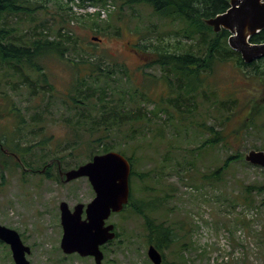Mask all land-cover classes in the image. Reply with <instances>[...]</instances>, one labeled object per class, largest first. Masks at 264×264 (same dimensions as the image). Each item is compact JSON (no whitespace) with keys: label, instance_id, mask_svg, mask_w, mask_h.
<instances>
[{"label":"rangeland","instance_id":"rangeland-1","mask_svg":"<svg viewBox=\"0 0 264 264\" xmlns=\"http://www.w3.org/2000/svg\"><path fill=\"white\" fill-rule=\"evenodd\" d=\"M31 2L34 4L32 14L8 17L7 24L15 29V33H27L29 36L43 30L56 33L59 28L67 26L64 30L71 29L84 49L66 54V58L74 59L76 63L57 58H48L44 62L49 80L59 93L54 105L44 114V117L54 118V121L48 122L49 131L57 141L64 143L70 138L72 132L65 119L72 113L64 102L67 98L65 93H69L79 75L89 74V61H94L92 56L105 55L110 63L125 64L131 78L118 81L119 86L147 92L157 103H161V98L177 97L165 83L155 79L161 75L159 68L144 66V58L135 51L134 45L142 36L154 42L161 38L164 42L174 43V33L181 28L178 22L162 19L144 5L125 9L122 19L117 20V17L109 19V13L118 11V7L111 2L105 9L89 3L79 7L80 0H74L68 3L71 11L66 9L67 0ZM96 12L101 13L99 19L87 16ZM94 20L103 27L110 25L111 33L119 28L122 36L97 33ZM81 56L88 57L86 62H78ZM250 73V69L242 71L232 66V62L222 63L215 67L206 81L216 96L228 100V104L236 101L235 106L229 104L236 116L228 123L223 119L228 115L225 114L227 111L219 112L213 105L210 108V103L202 94L196 98L194 118L188 112L180 114L164 105L170 109L169 115L154 117L149 114L153 125L149 137L124 140L129 144H125L128 156L134 155L138 161V172L157 174L162 167L166 171L163 178L156 182L147 181L146 185L155 188L152 201L165 196L164 190L169 186L168 201L163 207L150 212L157 223L174 226L178 234V240L165 251L167 261L183 253L187 264H264V193L247 191L250 186L264 185V169L238 163L225 173L220 183L203 179L204 175L215 172L228 155L236 152L246 155L251 150L262 151L260 148L264 147V109L253 127L250 128L244 121L250 109L256 104H263L260 102L264 98L263 83L252 78ZM27 91V87H22L17 92H7L8 100L0 94V139L8 138L7 134L13 133L15 124V120L8 117L5 105L15 102L20 109L33 105L28 100L30 97L26 96ZM212 102L215 104L213 97ZM41 106L46 107V104ZM145 107L147 111H153L155 105L146 104ZM37 111L31 108L25 114L28 118ZM171 115H174V120ZM196 121L204 123V126L199 127ZM221 125L225 128L226 144L221 148L212 147L194 160L191 151L208 138L207 126L218 130ZM160 127H164L163 136L156 139ZM55 147L52 144V148ZM186 160L194 162L195 166L187 165V169H183ZM66 162L64 167L73 169L76 164L86 163L87 159L82 156L80 159H66ZM27 180L26 183L23 181L19 169L11 168L3 173L0 167V224L16 230L31 248V254L27 256L30 264H95L89 258L65 255L60 247L63 229L59 205L65 201L73 208L78 203H89L95 196L89 181L80 179L60 185L42 174L28 176ZM141 187V183L134 180L135 198L146 200V194L140 192ZM107 223L116 225L119 238L107 246L103 264H153L147 254V231L140 217L127 210L112 215ZM0 264H14L9 248L1 243Z\"/></svg>","mask_w":264,"mask_h":264},{"label":"trees","instance_id":"trees-1","mask_svg":"<svg viewBox=\"0 0 264 264\" xmlns=\"http://www.w3.org/2000/svg\"><path fill=\"white\" fill-rule=\"evenodd\" d=\"M70 2L74 0H67L68 11L72 10L68 7ZM110 2L118 7V15L109 13V19L117 17V20H121L125 9L144 5L150 7L158 17L171 19L181 25V28L174 33L176 36L174 43L164 42L161 38L154 42L142 36L134 45L135 51L144 58V66L159 68L161 75L155 79L165 83L177 97L161 98V103H157L147 92L119 86L118 81L131 78V73L125 64L110 63L105 55L97 57L91 54L92 57H89L92 59L94 57V61H89L91 64L89 74L79 75L69 93H65L67 98L64 102L72 113L65 122L70 125L72 133L66 142L57 141L55 135L49 131L48 122L54 121V118L49 119L44 117V114L54 105L55 97L59 93L49 80L44 62L48 58L67 60V53L77 52L83 47L71 29L64 30L67 26L59 28L56 33L44 30L35 32L32 36L27 33H15V29L7 24L8 17L32 14L34 4L31 0H0V94L6 96L8 100V93L27 87L26 96L30 97L28 100L33 103L24 109L18 108L15 102L5 105L8 117H13L15 124L13 136L7 134L8 138L0 139V147L3 146L9 153L19 156L28 169L36 171L47 167L42 176L59 184L60 178L53 172L58 167L56 161L61 162L63 170H68L70 167H64L67 166L66 159H80L83 156L89 162L98 154L111 151L121 153L131 163V184L137 180L142 185L140 192L146 194V200H139L131 192L130 202L123 212L129 210L143 220L147 230V244L154 245L162 253L163 264H187L183 253L167 261L165 251L178 240V234L174 226L165 222V224L157 223L150 215L151 211L163 207L170 197L168 186L164 190L165 196L157 197L156 201H152L151 196L155 188L146 185L147 181L156 182L159 178H163L166 174L164 167L156 172L160 177L152 174L158 176L157 178L152 177L149 172H138V161L134 155L128 156V148H125V144L127 146L129 144L124 140L149 137L153 131L152 119L149 117L151 113L154 117H159L161 114L169 115V108H174L178 113L188 112L194 118L196 98L200 94L205 96L207 103L210 100L212 102L213 97L215 104L212 102V105L217 106V111H227L225 114L228 115L223 119L228 123L236 116L230 110L229 104L235 106L236 101L228 104V100L216 96V92L207 85V79L217 65L228 62H232V66L242 71L250 69L254 76L264 75V60L245 64L241 55L229 46L230 33L225 30L215 33L213 28L206 24L207 19L226 12L230 7V0H80L78 6L83 7L85 3H89L106 9ZM87 16L99 19L101 13L96 12ZM94 24L98 27L97 33L105 32V34L122 36L119 28L113 29L111 33L110 25L103 27L97 23V20H94ZM250 41L254 44L264 43V30L253 36ZM87 59L88 57L81 56L78 62L84 63ZM68 60L76 63L74 59ZM42 104H46V107L41 106ZM146 104L155 105L154 110L147 111ZM258 107L260 109H256ZM31 108L38 111L27 118L25 113ZM254 108L244 120L250 128L255 125L256 117L263 112L264 104L256 105ZM172 117L174 120V115ZM195 123L199 124V127L204 126V123L200 124L197 121ZM206 130L208 138L191 151L194 160L202 156V152L212 147L221 148L226 144V137L223 135L225 128H222V125L218 130L210 126H207ZM163 132L164 127H160L155 138L160 139ZM52 144L56 145L55 149L52 148ZM260 150L264 151V147ZM60 155L63 156L59 157ZM51 161L55 163L48 166ZM39 163V166H35ZM238 163L251 166L245 162L243 153L236 152L228 155L215 172L204 175L203 179L220 183L225 173L231 171ZM68 164L70 166V163ZM187 165L194 167L195 163L186 160V166L181 165V167L187 169ZM78 166L79 164L75 165ZM0 167L3 173L9 172L11 168L19 169L25 183L28 182V176H32L23 171L14 155L5 154L1 149ZM252 190L264 193V185H254L247 189V191ZM0 243L2 244L1 241Z\"/></svg>","mask_w":264,"mask_h":264},{"label":"water","instance_id":"water-1","mask_svg":"<svg viewBox=\"0 0 264 264\" xmlns=\"http://www.w3.org/2000/svg\"><path fill=\"white\" fill-rule=\"evenodd\" d=\"M206 24L215 33L222 30L230 33L229 46L241 55L245 64L264 59V43L254 44L250 41L264 30V0H230L229 9L207 19ZM93 39L101 41L99 38ZM261 101L264 104V98ZM15 159L27 171L21 159L16 155ZM245 161L264 169V151H249ZM131 171L129 160L121 153L111 151L95 155L91 161L62 173L67 183L87 178L95 193L90 203H79L74 209L67 202H61L63 253L93 257L96 264H103L101 248L116 238L115 225L106 223L113 213L122 212L129 203ZM0 241L10 246L15 264H30L27 255L31 253V248L23 243L17 231L0 224ZM148 257L153 264H163L161 253L153 245L148 249Z\"/></svg>","mask_w":264,"mask_h":264},{"label":"flooded vegetation","instance_id":"flooded-vegetation-1","mask_svg":"<svg viewBox=\"0 0 264 264\" xmlns=\"http://www.w3.org/2000/svg\"><path fill=\"white\" fill-rule=\"evenodd\" d=\"M262 60V59H261ZM261 60H258V61H261ZM264 60V59H263ZM258 61H255V62H258ZM253 64V63H252ZM250 75L252 76V78H254V79H256V80H260L259 82H262L263 83V85H264V75H261V74H256V76H254V73H250ZM198 96H202V94H200V95H198ZM197 96V97H198ZM209 103H210V108L212 107V102H211V100L209 101ZM252 106L254 105V102L251 104ZM257 105V104H256ZM255 105V106H256ZM214 106V105H213ZM215 107V106H214ZM255 108L254 107H252L251 109H250V112L251 111H253ZM256 109H259V107L258 108H256ZM261 116V114L260 115H258L257 117H256V119L257 118H259ZM10 118H13V117H10ZM14 119V118H13ZM255 119V120H256ZM15 122V121H14ZM214 128V127H213ZM214 130H215V128H214ZM12 136H13V134H12ZM1 145V144H0ZM0 149L2 150V151H4V153L5 154H8V155H16V154H11V153H9L7 150H5L4 149V147L3 146H1L0 147ZM55 162L54 161H51L49 164H48V166H51L52 164H54ZM56 163H57V165H58V167L57 168H55L54 169V173H57L58 174V176H59V178H60V185H64L63 183H65V184H68L67 182H65V179H66V177L64 176V177H62V173H65V172H67V171H69V170H72L71 168L70 169H68V170H63L62 169V165H61V162L60 161H56ZM81 165H83V164H80L79 166H81ZM78 166V167H79ZM78 167H75V168H73V169H76V168H78ZM46 170H47V167H45L44 169H43V171L42 170H36V171H34V170H32V169H27V172L28 173H30L29 175H32V176H37L38 174H45V172H46ZM31 177V176H30ZM82 179H87V178H82ZM78 180H80V179H78ZM88 180V179H87ZM75 181H77V180H75ZM89 181V180H88ZM74 182V181H73ZM70 183H72V182H70ZM57 184H59V183H57ZM130 184H131V181H130ZM133 185H134V183L133 184H131V192L134 194V190L135 189H133ZM135 197V196H134ZM131 198V197H130ZM88 204V203H87ZM86 204V205H87ZM75 207V206H74ZM74 207L73 208H71V209H74ZM59 211H60V205H59ZM112 215H114V214H112ZM111 215V216H112ZM86 217V214H84V218ZM164 223V222H163ZM60 224H61V211H60ZM165 224V223H164ZM107 225H109L108 223H107ZM61 227H62V224H61ZM62 229H63V227H62ZM145 229H146V227H145ZM115 230H116V233H117V235H119V233L117 232V228H116V225H115ZM147 231V230H146ZM21 236V235H20ZM22 238V237H21ZM5 245H7V244H5ZM108 245H111V243L110 244H107L106 246H103L102 247V250H103V252L107 249V246ZM151 245H149V247H150ZM154 246V245H153ZM7 247L9 248V250L11 251V248H10V246H8L7 245ZM158 250V249H157ZM159 251V250H158ZM160 252V251H159ZM161 253V252H160ZM75 255H77V254H75ZM105 255V254H104ZM161 255H162V253H161ZM162 257H163V255H162ZM87 258H89V259H92V260H94L95 261V259L93 258V257H87ZM163 262H164V258H163Z\"/></svg>","mask_w":264,"mask_h":264},{"label":"built area","instance_id":"built-area-1","mask_svg":"<svg viewBox=\"0 0 264 264\" xmlns=\"http://www.w3.org/2000/svg\"><path fill=\"white\" fill-rule=\"evenodd\" d=\"M102 13L105 15V12L104 11H102Z\"/></svg>","mask_w":264,"mask_h":264}]
</instances>
